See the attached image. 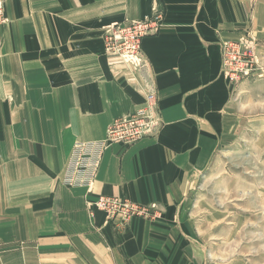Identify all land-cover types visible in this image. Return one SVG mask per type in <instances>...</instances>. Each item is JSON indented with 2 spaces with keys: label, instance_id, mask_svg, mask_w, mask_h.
Segmentation results:
<instances>
[{
  "label": "crops",
  "instance_id": "crops-1",
  "mask_svg": "<svg viewBox=\"0 0 264 264\" xmlns=\"http://www.w3.org/2000/svg\"><path fill=\"white\" fill-rule=\"evenodd\" d=\"M0 25V264H244L214 257L216 212L198 188L228 131L221 43L246 33L264 54V0H4ZM141 67L104 53V28L155 11ZM160 127L103 153L92 186L62 184L76 142L140 109ZM231 113V112H230ZM225 180V179H224ZM101 197L152 206L108 220ZM210 203V201H207ZM231 229H227V232ZM222 237L218 240H225Z\"/></svg>",
  "mask_w": 264,
  "mask_h": 264
},
{
  "label": "rangeland",
  "instance_id": "rangeland-1",
  "mask_svg": "<svg viewBox=\"0 0 264 264\" xmlns=\"http://www.w3.org/2000/svg\"><path fill=\"white\" fill-rule=\"evenodd\" d=\"M2 21L0 25L5 22L4 7ZM225 43L229 60L224 78L232 95L228 131L197 184L206 195L201 199L205 214L216 212L218 223L213 225L226 233L224 241L212 238L220 243L214 246V257L264 264V54L249 32Z\"/></svg>",
  "mask_w": 264,
  "mask_h": 264
},
{
  "label": "built area",
  "instance_id": "built-area-1",
  "mask_svg": "<svg viewBox=\"0 0 264 264\" xmlns=\"http://www.w3.org/2000/svg\"><path fill=\"white\" fill-rule=\"evenodd\" d=\"M3 0H0V23L3 22ZM163 25V15L155 11L150 16L134 22L115 23L104 28V53L117 57L132 68L141 67V46L146 37L155 36ZM234 57L230 58L231 62ZM229 60L228 44L221 43V70ZM247 74V72L245 73ZM161 123L155 96L150 91L144 105L125 117L115 119L99 141L76 142L66 163L61 182L68 187H91L96 177L103 153L112 145L132 146L145 137H152ZM94 208L103 212L108 220L127 223L131 218L149 219L155 216L152 206H140L123 198L101 197Z\"/></svg>",
  "mask_w": 264,
  "mask_h": 264
}]
</instances>
